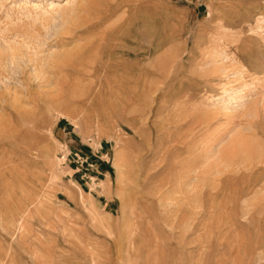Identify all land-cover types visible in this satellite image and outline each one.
Returning <instances> with one entry per match:
<instances>
[{"label":"rangeland","instance_id":"374dc122","mask_svg":"<svg viewBox=\"0 0 264 264\" xmlns=\"http://www.w3.org/2000/svg\"><path fill=\"white\" fill-rule=\"evenodd\" d=\"M99 1L0 0V264H264V0Z\"/></svg>","mask_w":264,"mask_h":264},{"label":"bare ground","instance_id":"6f19581e","mask_svg":"<svg viewBox=\"0 0 264 264\" xmlns=\"http://www.w3.org/2000/svg\"><path fill=\"white\" fill-rule=\"evenodd\" d=\"M92 1V0H91ZM99 1V0H98ZM102 1V0H101ZM99 1V2H101ZM108 4V3H107ZM107 6V5H106ZM115 6V5H114ZM111 7H112V4H111ZM83 8V7H82ZM113 8V7H112ZM87 9V8H86ZM85 9V10H86ZM105 10V8H103ZM108 9V8H107ZM91 10V8H90ZM95 10V9H94ZM96 11V10H95ZM110 11V10H109ZM89 12V11H88ZM98 12V10H97ZM103 13V12H102ZM105 13V12H104ZM105 14H103L104 16ZM101 20V19H100ZM104 21V20H103ZM90 22H88V20H83V21H79L77 24H75V29H71L70 32L72 33H76L78 31V29H81V27H83L84 25H87V28L88 29H95L97 26H98V23L94 22L93 24H90ZM102 23V21L100 22ZM81 31V30H80ZM117 32V31H116ZM112 33V32H111ZM106 38V37H105ZM81 49L78 50L77 52L75 53H67L65 56L67 57L66 60H69V64L70 66L73 68V71L74 73H78V74H84L83 71H81V67H85L86 68V65H85V60L86 58H88L90 55H91V51H92V48L90 47H87V46H81L80 47ZM108 48V54L105 52L104 50V47H101L100 46V53H103V57L101 59H97V60H94V62H92L93 64L90 65V67H87L88 69H90L89 71L92 73V76L94 78H96L95 81H97L98 79V83H96L95 86L93 85H89L87 87V92L90 93V94H93V98L97 99L96 97H99L101 96V94L104 92V85L105 83H108V78L107 76H103L102 75V72L99 73V70H103L104 72L106 73H109L110 71H114L116 70V68H114L112 65L113 63L115 62V54L116 52L114 51L115 49L113 48V45L111 46V44L107 47ZM143 48V47H142ZM86 49V50H85ZM118 49V48H117ZM144 49V48H143ZM103 50V51H102ZM69 52V51H68ZM105 52V54H104ZM92 56V55H91ZM112 59V60H111ZM74 60H77L76 62ZM102 60L104 61H108L109 63H111V65L107 66V65H103V63L101 62ZM125 60V59H124ZM87 61V60H86ZM129 61V60H128ZM127 62V61H126ZM126 62H121L120 65H124V71L125 73L123 72L122 73V76H124L125 79H131L133 76H132V73L128 70L131 68L129 67V65H127L128 63ZM143 62V61H142ZM102 63V64H101ZM119 64V63H118ZM131 65V64H130ZM121 67V66H120ZM84 68V69H85ZM138 69H139V74H144L146 73L147 69L145 67L144 64H140L138 66ZM103 72V73H104ZM84 76V75H83ZM142 76V75H141ZM143 78V77H142ZM110 81V80H109ZM107 86V84H106ZM110 89V88H109ZM104 94V93H103ZM11 170H17V167L16 165L13 167V169ZM223 177H221V179L219 180H222ZM211 193V192H210Z\"/></svg>","mask_w":264,"mask_h":264},{"label":"built area","instance_id":"2783aa9c","mask_svg":"<svg viewBox=\"0 0 264 264\" xmlns=\"http://www.w3.org/2000/svg\"><path fill=\"white\" fill-rule=\"evenodd\" d=\"M75 156H77V162H80L81 165H83L86 161V159L82 158V156L78 153H75ZM92 165V164H89Z\"/></svg>","mask_w":264,"mask_h":264}]
</instances>
